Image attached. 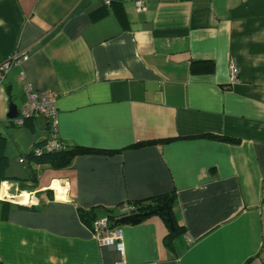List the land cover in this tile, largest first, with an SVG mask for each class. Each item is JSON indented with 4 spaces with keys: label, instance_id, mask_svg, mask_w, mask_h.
Returning a JSON list of instances; mask_svg holds the SVG:
<instances>
[{
    "label": "crops",
    "instance_id": "1",
    "mask_svg": "<svg viewBox=\"0 0 264 264\" xmlns=\"http://www.w3.org/2000/svg\"><path fill=\"white\" fill-rule=\"evenodd\" d=\"M134 1L0 0V63L27 55L0 84V136L20 178L34 173L0 181V263L264 264V0ZM20 71L57 93L67 148L101 151L63 169L26 159L50 132L7 117ZM156 196L182 231L115 222L123 255L79 214Z\"/></svg>",
    "mask_w": 264,
    "mask_h": 264
},
{
    "label": "built area",
    "instance_id": "2",
    "mask_svg": "<svg viewBox=\"0 0 264 264\" xmlns=\"http://www.w3.org/2000/svg\"><path fill=\"white\" fill-rule=\"evenodd\" d=\"M108 3V2H107ZM134 8L136 12H143L146 9L143 0H135ZM27 55L22 52H14L9 57L0 63V84L3 82L6 73L13 66H20L25 61ZM229 72L230 81H235L238 78V69L234 64H231ZM18 82L24 96V100L20 105L18 114L15 118L10 119L15 126H23L27 121L43 118L48 122L49 136L39 145L34 147V152L39 155L43 150L58 151L62 150L65 145L58 139V109H57V93L51 89L42 91L35 90L32 85L26 80L22 71L18 74ZM116 209L123 215L137 213L134 205L123 204L117 206ZM123 215H118L120 218ZM94 237L101 245L114 247L120 255L124 253L122 230L118 226L111 227L109 217L106 213L95 218L91 223ZM4 264V263H0ZM116 264H126L120 260ZM143 264H157L156 262H145Z\"/></svg>",
    "mask_w": 264,
    "mask_h": 264
},
{
    "label": "trees",
    "instance_id": "3",
    "mask_svg": "<svg viewBox=\"0 0 264 264\" xmlns=\"http://www.w3.org/2000/svg\"><path fill=\"white\" fill-rule=\"evenodd\" d=\"M109 2L110 0H108V3ZM212 67L213 66H210V69H212ZM208 137L213 138V139H222V140H226L230 142H237V140L226 138V137H220L216 135H208ZM58 139H60L59 136H58ZM100 151L101 150H94L92 148L81 147V146H74L71 148H67L65 145V147L62 150L50 151V152L43 150L39 155H36L34 152V149H32L30 152L25 154V158L29 160H34L37 163L46 165L52 169H63L68 166V164L70 163V160L76 155L89 153V152H100ZM7 164H8V159L5 153V138L0 136V181L17 178V177H13V178L8 177V175L6 174ZM27 179L33 180L34 173L32 172L27 178H17V180H20V181H24ZM171 201H172L171 196H156V197H152V198L141 200V201H125V202L119 203L118 206L123 205V204L134 205L135 210L139 214V221L149 215L158 214L162 217L165 224L169 226V223L166 220L165 214L158 210V206L164 202H167L168 204H170ZM116 207L105 210V213L109 217L111 227L116 226L115 222L118 219L117 218L118 215H123L119 213L120 211H118ZM79 214L82 219L86 221H90V223H92V221L98 217V215L94 212V210H91V209L90 210L88 209L80 210ZM170 216L172 217L174 229L172 231L171 230L169 231V235H174L176 233L181 232L182 227L179 226L175 222L172 211H170ZM166 243H167V240H166Z\"/></svg>",
    "mask_w": 264,
    "mask_h": 264
},
{
    "label": "water",
    "instance_id": "4",
    "mask_svg": "<svg viewBox=\"0 0 264 264\" xmlns=\"http://www.w3.org/2000/svg\"><path fill=\"white\" fill-rule=\"evenodd\" d=\"M11 85L6 86V94L8 95L9 103H8V113L7 117L9 119H13L18 114V108L16 104L11 99ZM158 210L163 212L166 216V220L169 223V229L172 231L174 229L172 218L170 216V206L167 202L162 203L158 206ZM139 221V214L138 213H131L128 215H123L116 220V223L123 224L124 222L130 223H137Z\"/></svg>",
    "mask_w": 264,
    "mask_h": 264
},
{
    "label": "rangeland",
    "instance_id": "5",
    "mask_svg": "<svg viewBox=\"0 0 264 264\" xmlns=\"http://www.w3.org/2000/svg\"><path fill=\"white\" fill-rule=\"evenodd\" d=\"M15 100V103L18 105L19 103H20V101H18L17 99H14ZM14 153V152H13ZM7 155V157H8V160H9V166H8V169L6 170V174L8 175V174H15L14 176H16L17 178H20L21 177V175H18V174H20V172L22 171L21 170V168L22 167H27V163L26 162H21L20 161V156L19 155H16V159H17V161L14 159L15 157V155L13 156V154L12 155H9V154H6ZM13 164H12V163ZM14 165V166H13ZM11 168H15L14 170L16 171H12V169ZM11 172H15V173H11Z\"/></svg>",
    "mask_w": 264,
    "mask_h": 264
},
{
    "label": "bare ground",
    "instance_id": "6",
    "mask_svg": "<svg viewBox=\"0 0 264 264\" xmlns=\"http://www.w3.org/2000/svg\"><path fill=\"white\" fill-rule=\"evenodd\" d=\"M25 197H26V196L24 195V197L21 199V201H25V199H26Z\"/></svg>",
    "mask_w": 264,
    "mask_h": 264
},
{
    "label": "clouds",
    "instance_id": "7",
    "mask_svg": "<svg viewBox=\"0 0 264 264\" xmlns=\"http://www.w3.org/2000/svg\"><path fill=\"white\" fill-rule=\"evenodd\" d=\"M5 187H6V185H5ZM0 199H3V197H2V196H0ZM24 203H27V201L25 200V201H24Z\"/></svg>",
    "mask_w": 264,
    "mask_h": 264
}]
</instances>
